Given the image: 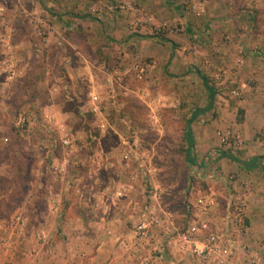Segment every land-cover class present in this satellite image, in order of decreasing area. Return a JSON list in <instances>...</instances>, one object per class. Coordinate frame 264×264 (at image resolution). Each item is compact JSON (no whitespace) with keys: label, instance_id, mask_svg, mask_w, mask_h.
Returning a JSON list of instances; mask_svg holds the SVG:
<instances>
[{"label":"rangeland","instance_id":"obj_1","mask_svg":"<svg viewBox=\"0 0 264 264\" xmlns=\"http://www.w3.org/2000/svg\"><path fill=\"white\" fill-rule=\"evenodd\" d=\"M258 1L235 11L236 4L220 7L216 0H172L171 17L170 4L159 0H0L3 227L21 214L28 231L46 224L54 230L49 241L56 242L57 222L47 218L40 192L66 195L76 174L78 186L90 191L93 212L83 211L78 198L64 215L98 218L105 204L111 217L122 216L124 231L132 234L126 244L131 264L160 258L167 245L171 257H182L178 236L207 224L197 234L205 239L221 233L216 223L234 237L227 264H264V173L220 156L264 155V80L239 69L249 56L264 61V41L253 33L264 25ZM248 9L254 21H234L236 33L222 27L230 14ZM172 37L174 49L166 41ZM7 61L17 69L14 79L7 76ZM202 77L217 94L214 108L192 123L190 158L187 120L209 102ZM23 116L27 127L21 129ZM66 136L68 146L62 144ZM241 197L247 229L237 231ZM251 204L259 206L254 222ZM151 207L170 219L167 236L160 225L151 243L137 249L135 231ZM121 230L111 227L113 233ZM177 263L207 264L191 255Z\"/></svg>","mask_w":264,"mask_h":264},{"label":"crops","instance_id":"obj_2","mask_svg":"<svg viewBox=\"0 0 264 264\" xmlns=\"http://www.w3.org/2000/svg\"><path fill=\"white\" fill-rule=\"evenodd\" d=\"M163 1L159 0V3L160 4L161 2L165 3V6L166 4H170V9H168V13L171 15V17H174L175 10L171 6L172 0H163ZM206 1L208 2L210 1V3L215 2V0H204V2ZM216 1L220 7H222V4L225 5L236 4L235 11L237 10V6H239L240 4L242 5L243 3H246L252 5L253 3V0H216ZM258 2H260L258 3V5L261 4L262 7L264 8V0H259ZM262 12L263 9L261 8V13ZM229 16L230 17L228 18V20L222 26L225 30L228 29L229 32L234 31L233 29L234 27L233 25H235L233 23L234 21L237 22L239 20H242L244 25L246 24L248 25V23H251L252 21L255 20L254 12L252 9H248V11L245 10V12H243V14L240 16L239 15L237 16L236 14H230ZM257 28H259V30ZM233 33L236 32L234 31ZM253 33L257 35L255 37H259L258 38L259 40L264 41V25L261 22L259 26H256L255 30L253 29ZM173 39L174 41H172ZM166 41L168 46L169 47L172 46L173 48L172 44L177 42V39L172 37V39H166ZM178 52L181 53L180 50H178ZM220 52L222 53L224 52V50H220ZM259 60L260 59L257 57V55L249 56L243 61V63H241L243 65H240L239 69L241 70L245 69L246 71L248 70L250 72H253L251 73L252 75L256 76L261 80H264V61H259ZM7 80L5 84H8ZM211 87L216 91L217 94L216 87L214 86ZM251 95L252 92L249 95V97H252ZM208 98H209V93H208ZM213 108L214 107L212 106V108L207 112L211 111ZM255 156H264V155L262 154ZM255 156L249 157L247 159H251ZM224 158L228 159L227 157H223V159ZM66 162L67 160H64L62 163L65 165ZM238 164L244 166L248 170L260 171L264 173V171L260 169L248 167L246 165L240 164L239 162ZM71 178L72 180L71 179L70 180L73 181V185L70 184L68 185L69 190L67 191L66 194L68 195V197L63 194V191L58 192L54 189L52 190L48 189V191L46 189H41L40 192L41 198L44 200V202L46 200V205H47L46 208L49 213V216H47V218L49 217L50 218L49 220H54V222H57L56 223L57 227L55 226L56 227L55 229H57L56 230L57 241L56 242L49 241V238L51 234L54 233V230L50 233V231L46 229L48 227L46 224H40L42 228L39 229L37 233H35L28 231V223L25 219L23 225L19 224L16 226H14L11 220V226L9 228L3 227V225L6 226L7 223L6 222L2 223L0 221V264H10V263L39 264L40 262L43 261L46 262L49 261V264H52L53 261L59 262L62 260L63 261L66 260L71 264H131L130 257L126 254L127 253L126 244L127 243L129 244V240L132 234L127 233L126 230L124 231L126 225H124V221H122V216L111 217V213H107L108 210L106 209L107 206L105 204L99 207L100 209H102V211L105 212V214H102L100 212L101 214L98 218H95L94 216L88 218L87 214L86 216H83L81 214H78L76 216L75 215L68 216V214L64 215L65 213L63 212H66V210L68 209L67 207L68 205H70V200H75V199H77L78 201L82 200L81 205L79 207H81L82 210L86 212L87 210L91 212L93 209H91L90 207H94L93 203L89 199L90 196L88 194H90L89 193L90 191L81 188L80 186H78L79 184L76 183V182H80L81 177L77 178V175L75 174ZM131 178L136 179L137 177L131 175ZM41 180H42L43 188H45L46 183L44 181H46L47 179L41 177ZM119 194L124 195L125 193L120 192ZM69 196L71 199H69ZM99 198L103 199L105 198V195L104 194L99 195ZM120 198L122 197H119V199ZM87 199H89V201ZM73 202L74 201H72V204ZM257 207L259 208V206ZM257 207L251 204L249 209L250 210L249 217L252 219L253 222H254V218L258 215ZM149 210L151 212L153 211V208L151 207ZM149 215L150 213H148V216ZM146 218L147 217H145L144 219ZM165 224L166 222L162 226L165 229L164 236H167L166 232L168 231L166 230L168 229H166ZM112 225L117 227L119 226V228L123 227V230H121L120 232L113 233V231H111ZM216 225H217L216 228L220 230V232L223 235L225 234L224 235L225 242L231 245L232 241H234V237H232V233L231 232L228 233V231L225 229L226 225H224V223H221V225H218V223H216ZM24 226L25 229L21 231H15L16 227H20L22 229ZM101 228H102V232L101 234H99L98 232H100L99 229ZM97 234H99V236ZM198 238L199 240H205L201 237ZM235 243H237V239H235ZM168 246L169 245H167V247ZM167 247H165V251L162 254V256H160V258L153 260L152 263L151 261H148V264H178L177 262L184 260V258H187L190 255L193 256L190 251L189 252L183 251L181 249V244H180L179 251L181 250L180 252L182 254V257L179 256V258L178 257L173 258L170 256V251L169 248L167 249ZM185 254L187 257H185ZM207 264H220V263L217 260H213L207 262Z\"/></svg>","mask_w":264,"mask_h":264},{"label":"built area","instance_id":"obj_3","mask_svg":"<svg viewBox=\"0 0 264 264\" xmlns=\"http://www.w3.org/2000/svg\"><path fill=\"white\" fill-rule=\"evenodd\" d=\"M5 66L7 67V76L9 79H14L17 75V69L14 68L12 62H5ZM95 99L97 97H94ZM18 125L21 129L27 127V118L21 117L19 119ZM71 143L70 137L66 136L62 139V144L64 146H68ZM56 171L64 170L61 169L60 166L55 167ZM154 211H151L148 218L143 220L135 231V244L137 249L146 248L153 238H155L154 228L163 225L165 222H168L170 219L167 217L165 220L161 219L158 215L154 214ZM245 199L240 198L235 205V219L237 224V231H242L247 229L245 225ZM12 222L14 226L22 224L24 222V218L21 214H16L12 217ZM207 224H203L202 227L192 226L187 231V233L180 234L178 236V240L181 244V249L183 251H190L193 256L198 258L202 262H210L213 260H217L220 264H226L228 259L231 256V248L230 245L225 242L224 235L221 233H211L209 236L205 238V240H199L197 237L198 232L202 231L203 228H206ZM42 236V235H41ZM152 257L146 256L145 260L152 261Z\"/></svg>","mask_w":264,"mask_h":264},{"label":"trees","instance_id":"obj_4","mask_svg":"<svg viewBox=\"0 0 264 264\" xmlns=\"http://www.w3.org/2000/svg\"><path fill=\"white\" fill-rule=\"evenodd\" d=\"M94 18V17H91ZM205 87L209 93V102L208 105L204 108H197L195 109V111L193 112L192 116L187 120V127H186V140L188 143V148H187V153L191 158V152H192V148L194 147V133H193V129H192V123L194 122V120H196V118L200 115L203 114L205 112H207L208 110H210L213 106L214 103V99L216 96V91L211 87V85L209 84V81L206 77H202ZM221 156L223 157H227L231 160L237 161L240 164L246 165L248 167H252V168H256V169H260L262 171H264V156H255L251 159H241L239 157H237L236 155L229 153V152H221Z\"/></svg>","mask_w":264,"mask_h":264}]
</instances>
